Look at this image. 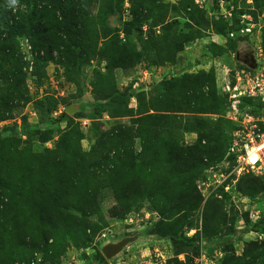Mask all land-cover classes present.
Listing matches in <instances>:
<instances>
[{
  "label": "rangeland",
  "instance_id": "rangeland-1",
  "mask_svg": "<svg viewBox=\"0 0 264 264\" xmlns=\"http://www.w3.org/2000/svg\"><path fill=\"white\" fill-rule=\"evenodd\" d=\"M36 2L0 4V264H264L226 88L264 76V0H75L66 32Z\"/></svg>",
  "mask_w": 264,
  "mask_h": 264
},
{
  "label": "built area",
  "instance_id": "built-area-1",
  "mask_svg": "<svg viewBox=\"0 0 264 264\" xmlns=\"http://www.w3.org/2000/svg\"><path fill=\"white\" fill-rule=\"evenodd\" d=\"M12 9L26 8L23 0ZM230 102L231 118L238 122V127L232 133L227 155L236 164L238 174L260 175L264 173V111L253 114L249 110H240L238 102L242 98H259L264 103V76L238 74L232 87H226Z\"/></svg>",
  "mask_w": 264,
  "mask_h": 264
},
{
  "label": "trees",
  "instance_id": "trees-1",
  "mask_svg": "<svg viewBox=\"0 0 264 264\" xmlns=\"http://www.w3.org/2000/svg\"><path fill=\"white\" fill-rule=\"evenodd\" d=\"M37 1V0H36ZM26 2V8L23 10H16L15 13H13L12 9L9 8L8 3H6L4 0H0V4H4L5 8L8 9V11L14 15H25L26 19L25 22L26 24H29L28 27H32L35 28L36 26L42 25V20H43V16H41V13L38 12L37 10V2ZM64 0H47V3L49 5H51L53 7V10H60V14H61V20L65 23H61V22H56L57 26H55L56 29H58V27L62 28L63 31H69L70 29H72L73 25H76V21H75V17L72 18V16L74 15L75 11H76V2L75 0H70L69 2H71V5L66 2V4H63ZM75 21V22H74ZM225 99V98H224ZM225 101V100H224ZM229 145V144H228ZM228 148V147H227Z\"/></svg>",
  "mask_w": 264,
  "mask_h": 264
},
{
  "label": "water",
  "instance_id": "water-1",
  "mask_svg": "<svg viewBox=\"0 0 264 264\" xmlns=\"http://www.w3.org/2000/svg\"><path fill=\"white\" fill-rule=\"evenodd\" d=\"M132 240L133 238H124L116 244L106 245L102 248V254L105 258H111L118 254L126 244L132 242Z\"/></svg>",
  "mask_w": 264,
  "mask_h": 264
},
{
  "label": "clouds",
  "instance_id": "clouds-1",
  "mask_svg": "<svg viewBox=\"0 0 264 264\" xmlns=\"http://www.w3.org/2000/svg\"><path fill=\"white\" fill-rule=\"evenodd\" d=\"M18 3V0H8V6L14 8L16 4Z\"/></svg>",
  "mask_w": 264,
  "mask_h": 264
}]
</instances>
